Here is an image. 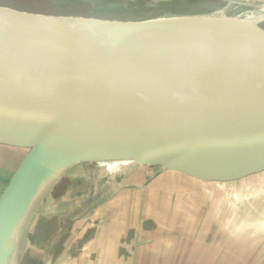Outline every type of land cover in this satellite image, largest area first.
<instances>
[{
  "label": "water",
  "instance_id": "1",
  "mask_svg": "<svg viewBox=\"0 0 264 264\" xmlns=\"http://www.w3.org/2000/svg\"><path fill=\"white\" fill-rule=\"evenodd\" d=\"M58 19L96 21L103 27L88 25L89 32L81 33L58 28L54 24ZM145 22L60 18L0 6V74L36 69L56 76L93 98L99 105L82 103L120 135L113 141L93 142L44 132L29 137L0 127V142L31 147L0 194V247L10 238L13 252L21 214L46 172L64 160L71 165L130 161L221 182L264 171V135L252 103L229 82L185 60L191 54L264 63V31L259 24L253 28L261 37L236 39L223 31L156 29L153 36L145 37L138 34L148 30ZM159 37L176 46L186 42L189 47L178 50L155 42L139 54L117 42L132 39L150 44ZM165 81H187L223 99L243 118V127L198 121L163 93ZM30 122L41 128L39 120ZM10 253L2 256L0 264H9Z\"/></svg>",
  "mask_w": 264,
  "mask_h": 264
},
{
  "label": "crops",
  "instance_id": "2",
  "mask_svg": "<svg viewBox=\"0 0 264 264\" xmlns=\"http://www.w3.org/2000/svg\"><path fill=\"white\" fill-rule=\"evenodd\" d=\"M87 164L95 163L72 168ZM96 164L101 171L69 177V167L64 175L70 181L58 198L62 212L43 238L41 264H264V199L240 201L239 189L221 181L159 166ZM5 176L0 193L12 177ZM77 226L86 230L83 259L70 251Z\"/></svg>",
  "mask_w": 264,
  "mask_h": 264
},
{
  "label": "bare ground",
  "instance_id": "3",
  "mask_svg": "<svg viewBox=\"0 0 264 264\" xmlns=\"http://www.w3.org/2000/svg\"><path fill=\"white\" fill-rule=\"evenodd\" d=\"M263 21L264 6L255 7L226 0L212 10L203 9L198 13L147 20L145 25L148 30L138 34L151 37L155 34V29L173 32L183 29L180 25L191 27L192 24H199L203 31H223L232 34L236 39L256 38L261 35L257 31L250 30ZM80 22L82 24L75 22L74 19H58L54 24L60 29L81 33L89 32L86 28L88 25L103 27L102 23L96 21ZM117 42L139 54L146 53L155 42L164 47L172 45V48L178 50L189 47L186 42L179 43L177 47L163 37L150 44H140L132 39H120ZM185 60L239 89L252 103L259 129L264 135V63L191 54L187 55ZM162 91L168 98L180 102L198 121L224 123L232 129L243 127V118L235 111H231L223 99L202 92L189 85L187 81H165ZM83 100L89 101L91 105H99L87 93L46 71L22 69L2 73L0 74V127L29 137H36L38 133L44 132L47 135L93 142L113 141L119 138L120 135L112 125L99 113L82 103ZM25 119L29 122L27 123ZM32 119L39 120L41 128L31 123Z\"/></svg>",
  "mask_w": 264,
  "mask_h": 264
},
{
  "label": "rangeland",
  "instance_id": "4",
  "mask_svg": "<svg viewBox=\"0 0 264 264\" xmlns=\"http://www.w3.org/2000/svg\"><path fill=\"white\" fill-rule=\"evenodd\" d=\"M138 1L142 6L140 4V6L138 5ZM224 1L226 0H175L163 2H155L153 0H135V2L134 0H92V5H90L89 8H83V6H78L77 4L69 5L70 0H0V6L43 16L127 22L147 21L154 18L198 13L203 9L212 10ZM233 1L255 7L264 6V0ZM188 8L190 11L187 10ZM180 27L183 28L181 30L189 31V33L203 32L199 28L189 27L187 25H180ZM258 29L264 31V21L258 25ZM250 31L255 30L252 29ZM2 146L5 147L7 151L4 152L5 150L2 151L0 148V180L6 178V172L13 175L25 156L31 150L30 146L0 142V147ZM11 158L13 159L12 161ZM70 163V160L58 162L52 165L48 172H46L45 177L38 186L36 194L18 220L19 223L13 252L10 249V238H7L0 247V259L7 251H11L9 257H7L9 264L43 263L40 259L41 255H39V253H42L41 251L43 250V244L45 242L43 238H47L49 231L53 233V218L57 219V215L62 212L61 209H59L61 206H59L60 203H58V198L61 196L60 194L65 189L67 183L69 184V177L82 172L86 174L89 170L92 171L96 168L101 171L100 165L96 163L79 166L78 168L74 166V169ZM69 167L73 169V171L67 174L68 171H70ZM66 174L69 175V177L64 176ZM220 185L226 190L239 189L235 198L240 201L253 204L264 199V171L246 176L239 180L226 181ZM79 197H81V195L74 197V201H77ZM56 199L57 201H55ZM196 199L197 198L194 200ZM55 214L56 216L54 217ZM80 228L77 226L76 230L74 229L76 242L74 246H71L70 251L75 254L77 258L83 259L86 258V252H88L84 241L86 230ZM79 231L81 235L77 234ZM67 246L62 247L64 252L66 250L69 251V247ZM59 250L60 249L57 247V251ZM76 257L73 256L74 259Z\"/></svg>",
  "mask_w": 264,
  "mask_h": 264
},
{
  "label": "trees",
  "instance_id": "5",
  "mask_svg": "<svg viewBox=\"0 0 264 264\" xmlns=\"http://www.w3.org/2000/svg\"><path fill=\"white\" fill-rule=\"evenodd\" d=\"M98 1V0H97ZM104 1V0H103ZM121 1H123V0H121ZM126 1H129V0H126ZM134 2H135V0H134ZM133 2V3H134ZM104 3V2H103ZM75 4H77L78 6H83V8H85V7H87V8H89L90 7V5H92V0H70V3H69V5H75ZM135 4V3H134ZM140 4V2L138 1V5ZM141 5V4H140ZM139 5V6H140ZM142 6V5H141ZM191 27H195V28H199V29H201L200 28V25L199 24H192L191 25ZM202 30V29H201ZM203 31V30H202ZM50 223V222H49ZM51 225V224H50Z\"/></svg>",
  "mask_w": 264,
  "mask_h": 264
}]
</instances>
